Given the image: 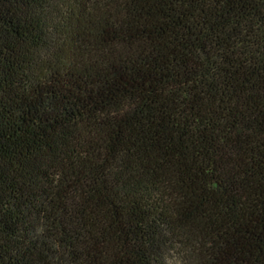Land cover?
I'll list each match as a JSON object with an SVG mask.
<instances>
[{"label": "trees", "instance_id": "16d2710c", "mask_svg": "<svg viewBox=\"0 0 264 264\" xmlns=\"http://www.w3.org/2000/svg\"><path fill=\"white\" fill-rule=\"evenodd\" d=\"M0 264H264V0H0Z\"/></svg>", "mask_w": 264, "mask_h": 264}, {"label": "snow or ice", "instance_id": "6c2138e0", "mask_svg": "<svg viewBox=\"0 0 264 264\" xmlns=\"http://www.w3.org/2000/svg\"><path fill=\"white\" fill-rule=\"evenodd\" d=\"M68 3H73V0H68ZM165 193H164V190H163V188H161L157 193H156V195H158V196H160L161 198L163 197V195H164Z\"/></svg>", "mask_w": 264, "mask_h": 264}]
</instances>
